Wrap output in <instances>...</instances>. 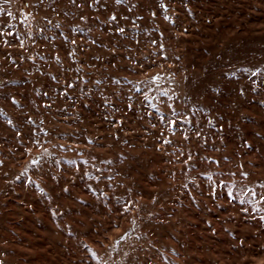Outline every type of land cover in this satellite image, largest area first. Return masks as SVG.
I'll use <instances>...</instances> for the list:
<instances>
[{
    "label": "rangeland",
    "instance_id": "374dc122",
    "mask_svg": "<svg viewBox=\"0 0 264 264\" xmlns=\"http://www.w3.org/2000/svg\"><path fill=\"white\" fill-rule=\"evenodd\" d=\"M0 264H264V0H0Z\"/></svg>",
    "mask_w": 264,
    "mask_h": 264
},
{
    "label": "snow or ice",
    "instance_id": "6c2138e0",
    "mask_svg": "<svg viewBox=\"0 0 264 264\" xmlns=\"http://www.w3.org/2000/svg\"><path fill=\"white\" fill-rule=\"evenodd\" d=\"M121 31H123L122 29H121ZM159 77L157 76V77H153V79H158ZM13 99H15L14 97H13ZM246 175V174H245Z\"/></svg>",
    "mask_w": 264,
    "mask_h": 264
}]
</instances>
